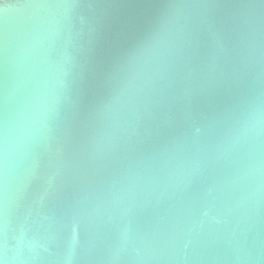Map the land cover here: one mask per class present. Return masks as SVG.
Instances as JSON below:
<instances>
[{
    "label": "water",
    "instance_id": "obj_1",
    "mask_svg": "<svg viewBox=\"0 0 264 264\" xmlns=\"http://www.w3.org/2000/svg\"><path fill=\"white\" fill-rule=\"evenodd\" d=\"M0 264H264V0H0Z\"/></svg>",
    "mask_w": 264,
    "mask_h": 264
}]
</instances>
